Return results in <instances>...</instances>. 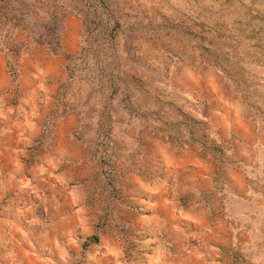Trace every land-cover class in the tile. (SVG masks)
Listing matches in <instances>:
<instances>
[{"label":"rangeland","instance_id":"rangeland-1","mask_svg":"<svg viewBox=\"0 0 264 264\" xmlns=\"http://www.w3.org/2000/svg\"><path fill=\"white\" fill-rule=\"evenodd\" d=\"M40 1L60 51L0 41V264H264V0Z\"/></svg>","mask_w":264,"mask_h":264},{"label":"trees","instance_id":"trees-1","mask_svg":"<svg viewBox=\"0 0 264 264\" xmlns=\"http://www.w3.org/2000/svg\"><path fill=\"white\" fill-rule=\"evenodd\" d=\"M39 7L37 11L35 8ZM40 0H0V41L4 50L17 55L22 50L20 43L7 44L9 35L19 32L26 34L32 45H44L54 52L61 49V32L64 21L62 7H55L51 12L44 8ZM93 235L91 241H98Z\"/></svg>","mask_w":264,"mask_h":264}]
</instances>
